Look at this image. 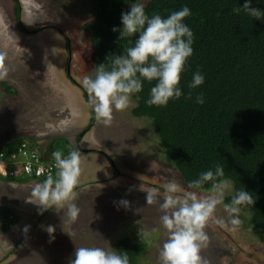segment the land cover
<instances>
[{
    "label": "rangeland",
    "instance_id": "obj_1",
    "mask_svg": "<svg viewBox=\"0 0 264 264\" xmlns=\"http://www.w3.org/2000/svg\"><path fill=\"white\" fill-rule=\"evenodd\" d=\"M20 2L16 17L14 0H0V85L12 87L0 94V138L23 135L43 142L68 132L75 122L70 117H78L76 126H88L85 113L93 109L96 119L79 145L93 137L118 172L114 180H108L113 170L101 177L104 187L85 184L78 200L74 191L59 196L64 189L37 199L25 181L0 182V205L18 207L15 230L0 228V264H113L118 237L144 243L142 259L151 264H264V241L246 224L248 211L222 202L231 185L205 193L181 188L151 121L131 115L132 95L92 82L82 24L93 15L94 0ZM70 142L66 149L75 156ZM85 167L87 174L109 170L98 161Z\"/></svg>",
    "mask_w": 264,
    "mask_h": 264
},
{
    "label": "trees",
    "instance_id": "obj_2",
    "mask_svg": "<svg viewBox=\"0 0 264 264\" xmlns=\"http://www.w3.org/2000/svg\"><path fill=\"white\" fill-rule=\"evenodd\" d=\"M82 29L92 82L132 95L131 115L151 121L179 186L205 193L229 183L223 204L246 209L264 241V0H94ZM59 142L68 143L51 139L42 157ZM0 221L9 230L16 217L0 207ZM143 244L118 237L113 264H151Z\"/></svg>",
    "mask_w": 264,
    "mask_h": 264
},
{
    "label": "clouds",
    "instance_id": "obj_3",
    "mask_svg": "<svg viewBox=\"0 0 264 264\" xmlns=\"http://www.w3.org/2000/svg\"><path fill=\"white\" fill-rule=\"evenodd\" d=\"M18 2H19V5H20V9H21V6L22 5H21L20 0H18ZM1 12H3V10ZM3 15H4V13H3ZM12 23H14V22H12ZM14 28H15V26H14ZM67 55H70V54H67ZM87 57H89L90 60L93 62V60L90 57V54H88ZM69 59H70V57H69ZM65 75L67 76L68 81L71 82L72 85H74V87H76V88L79 89V84L75 82L74 78H71L70 75H68V73H66V72H65ZM8 87H10V90L12 89V87L10 85H8ZM0 93H2L1 94V96H2L3 94H8L9 92H6L5 89H4V87H1V85H0ZM1 96H0V98H1ZM86 109H88V108H86ZM90 112H91L90 114L88 112L85 113V115L87 117H89L88 123H90V119H93V122L96 119L95 116H94L95 115L94 114V110L93 109H90ZM0 113H1V111H0ZM75 118H71L70 117L71 120H73V121L75 120V122H77V125H79V122L77 121L78 120V117H75ZM82 119H83V117H80V120L81 121H82ZM9 122H10V120H6V119L4 120V124L9 125V124H11L12 121L10 123ZM75 122H74V126L72 128H70L68 132H65L64 134H61V132H58L54 136H52L51 138H49L47 140L44 139L43 142H38L34 138H29L27 136L20 135L18 137H26V138H23V141L20 143V145L16 149H14L9 154L6 153V152H4V151H0V162H7L8 160H13V158H12L13 155H16L20 159V157L18 156V149L23 144L26 145L29 150L34 151L38 155V157L40 159H42L43 161H48V160H51V159L58 160L62 156L70 154L71 157H70V159L68 161V164H67V177L66 178H63V179H54L53 180V183L51 185H48L47 184V181H45L44 179H42V178H36L34 176L33 177L27 176V175H25L24 172L21 173L19 176H10L8 174L2 175L0 173V177L2 178L0 180V182H5L6 184H13V183L19 184V182H24L25 181L27 183V185H28L29 188H31V187H33V188L34 187H38V188H35L37 190L38 189H41V187H44L47 190H55V191H60V190L64 189L63 192H61V193L58 194L59 196H62V195L68 196L71 193V191L72 192L74 191V193L77 194V195H75V196H77V198L74 199V200H78L79 197H82L83 196V195H80V192H85V190L82 189V188H85L87 186L96 185V183H98V187H104L102 185L103 183H99V182H101V180H102L101 177L103 178L105 175L108 176L109 172L113 170V164H112L113 161L111 160L109 154L106 151H104L100 146H98V143H95V139L93 137L92 138L90 137L91 140H90V138L89 139L87 138V141L85 143V146H82L81 147L79 145L80 141L82 140L81 137L83 138L82 135L86 133V130L84 131V129H86V128L88 129L89 124H87L88 126L82 128L80 126H76L75 125ZM91 125H93V123ZM79 132L82 133V135ZM78 134H80L81 136L80 135L78 136ZM77 137L80 139V141L77 140ZM13 138H11V139H13ZM54 138L66 139V141L68 142L67 144H69L70 147H71V142L70 141H72L73 142V145L75 147V150H76V155L74 156L70 152H68L67 149H66V145H65L63 148H60V149L57 148L55 150L54 157H51L50 158V156H49V158H43L42 157V153L46 150L47 144L49 143V141H51V139H54ZM32 139H34L36 141V146H34L32 144V142H31ZM8 140H10V139L7 138L5 140H2V138H0V142H7ZM4 156H6L7 158L5 159ZM90 161H98V162L103 163V164L105 162L108 165V167H109L108 172L105 173V174H103V175L101 174V171L98 172V173H96L94 171V173H92V174H87V172H86L87 171V167H85V165L88 164V162H90ZM9 166L12 167V168H18V165H16V166L15 165H9ZM72 172H73V174H72ZM117 172H118V170H117ZM87 175L93 176L95 179L85 180L86 182L84 181V182H82L84 184H82L79 177L80 176L84 177V176H87ZM120 176H118V177H120ZM17 179H20V180L17 181ZM114 179H116V177H115V175L113 176V173H112L111 174V177H108V180H114ZM76 181H78L77 184L78 183H81V186L82 187H80L79 189L76 186L72 185V183H74ZM55 183H57V184H55ZM224 183H226V182H224ZM85 184L87 186H85ZM154 186H156V185H154ZM159 188L161 189V187H159ZM161 191H163V190H161ZM31 192H32V190H31ZM171 193L175 194L176 192L175 193L174 192H171ZM26 194H28V193L26 192ZM94 197H96V196H94ZM94 197H92V198H94ZM184 198L185 199H189L190 196L184 195ZM15 206L16 205L14 204V207ZM0 207H7V208L11 209L7 205H0ZM11 211L14 213V216L16 217V212L14 211L13 207H12ZM16 222H17V220H16ZM0 227H1V221H0ZM251 229H253V228H251Z\"/></svg>",
    "mask_w": 264,
    "mask_h": 264
},
{
    "label": "built area",
    "instance_id": "obj_4",
    "mask_svg": "<svg viewBox=\"0 0 264 264\" xmlns=\"http://www.w3.org/2000/svg\"><path fill=\"white\" fill-rule=\"evenodd\" d=\"M18 156L20 159L13 155V160L0 162V173L2 175L19 176L24 172L27 176L44 179L48 185H51L54 179L67 177V164L71 157L70 154L64 155L58 160L43 161L34 151L29 150L23 144L18 149ZM9 165H18V168H12Z\"/></svg>",
    "mask_w": 264,
    "mask_h": 264
},
{
    "label": "flooded vegetation",
    "instance_id": "obj_5",
    "mask_svg": "<svg viewBox=\"0 0 264 264\" xmlns=\"http://www.w3.org/2000/svg\"><path fill=\"white\" fill-rule=\"evenodd\" d=\"M67 38V37H66ZM69 42V41H68ZM69 54L71 55V51L69 52ZM87 165V164H86ZM35 188H38V187H31L30 189L32 190V196L34 198H37V199H40V197L42 198H45L46 197H49L50 194H49V190H47L46 188L44 187H41V189H38V192H39V195H36L35 192L37 191V189ZM43 201V200H42Z\"/></svg>",
    "mask_w": 264,
    "mask_h": 264
},
{
    "label": "crops",
    "instance_id": "obj_6",
    "mask_svg": "<svg viewBox=\"0 0 264 264\" xmlns=\"http://www.w3.org/2000/svg\"><path fill=\"white\" fill-rule=\"evenodd\" d=\"M2 94V93H0ZM75 186L79 189L81 186V183H79V185L75 184ZM82 189H85V188H82ZM15 211H18V207H13ZM18 220V219H17ZM1 228V227H0ZM10 230H15V226H13Z\"/></svg>",
    "mask_w": 264,
    "mask_h": 264
},
{
    "label": "bare ground",
    "instance_id": "obj_7",
    "mask_svg": "<svg viewBox=\"0 0 264 264\" xmlns=\"http://www.w3.org/2000/svg\"><path fill=\"white\" fill-rule=\"evenodd\" d=\"M7 92V91H6ZM15 93V92H14ZM9 94V93H8ZM5 97V96H4ZM109 148V147H108Z\"/></svg>",
    "mask_w": 264,
    "mask_h": 264
}]
</instances>
